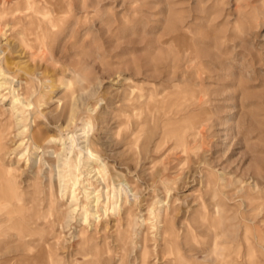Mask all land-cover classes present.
<instances>
[{"label": "rangeland", "instance_id": "rangeland-1", "mask_svg": "<svg viewBox=\"0 0 264 264\" xmlns=\"http://www.w3.org/2000/svg\"><path fill=\"white\" fill-rule=\"evenodd\" d=\"M30 2L0 0V264H264V0Z\"/></svg>", "mask_w": 264, "mask_h": 264}, {"label": "bare ground", "instance_id": "bare-ground-1", "mask_svg": "<svg viewBox=\"0 0 264 264\" xmlns=\"http://www.w3.org/2000/svg\"><path fill=\"white\" fill-rule=\"evenodd\" d=\"M23 1H25L27 4L24 6H21L20 12L24 13V12L31 11L33 9V5L30 2V0H18L19 3L23 2ZM69 150L71 151V148H69ZM77 160H79V158L74 159V162H76ZM77 168H78V165L75 166V169H77ZM69 170L73 173L72 174L73 175V186H76V183L78 181V177L75 174L76 171H74L73 169H69ZM8 176L7 175H5V176L0 175V198L4 195L6 198L14 199V198L18 197V192L15 189V181L13 179L8 178ZM96 201H98V199H96Z\"/></svg>", "mask_w": 264, "mask_h": 264}]
</instances>
